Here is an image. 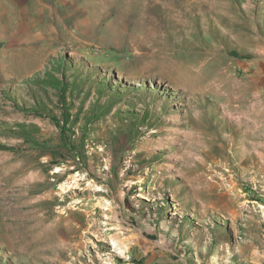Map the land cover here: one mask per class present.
<instances>
[{"label": "rangeland", "instance_id": "rangeland-1", "mask_svg": "<svg viewBox=\"0 0 264 264\" xmlns=\"http://www.w3.org/2000/svg\"><path fill=\"white\" fill-rule=\"evenodd\" d=\"M12 2L0 264H264V0Z\"/></svg>", "mask_w": 264, "mask_h": 264}, {"label": "crops", "instance_id": "crops-1", "mask_svg": "<svg viewBox=\"0 0 264 264\" xmlns=\"http://www.w3.org/2000/svg\"><path fill=\"white\" fill-rule=\"evenodd\" d=\"M4 1L5 3L11 4L10 6L16 5V3H13L12 0H0ZM9 1V2H7ZM25 2H28L29 0H24ZM21 3L16 5V7L19 8V11L21 12ZM0 53H3L5 50V47L7 44L4 43V41L11 40L10 45L13 44L17 39H21L25 35V33L28 31V29L24 28L22 25V22L20 21V18L16 15H7L5 13L6 6H3L0 4ZM26 8V7H25ZM27 11V10H26ZM25 29V31H23ZM24 34V35H23ZM26 37H29V34H26Z\"/></svg>", "mask_w": 264, "mask_h": 264}, {"label": "trees", "instance_id": "trees-1", "mask_svg": "<svg viewBox=\"0 0 264 264\" xmlns=\"http://www.w3.org/2000/svg\"><path fill=\"white\" fill-rule=\"evenodd\" d=\"M66 92V89H65V87H63V93H65ZM66 100H67V98H66V96H65V94H61L60 95V101H61V103L62 104H65L66 105V107L64 108V107H62V109H63V111H64V116H65V119L66 120H68V118H69V116H68V109L70 108L69 107V105L66 103ZM53 116V115H52ZM54 117V116H53ZM72 127V126H71Z\"/></svg>", "mask_w": 264, "mask_h": 264}, {"label": "bare ground", "instance_id": "bare-ground-1", "mask_svg": "<svg viewBox=\"0 0 264 264\" xmlns=\"http://www.w3.org/2000/svg\"><path fill=\"white\" fill-rule=\"evenodd\" d=\"M224 84V83H223Z\"/></svg>", "mask_w": 264, "mask_h": 264}]
</instances>
